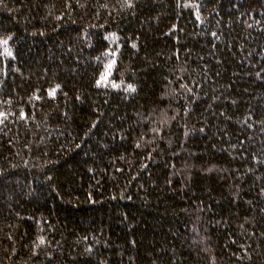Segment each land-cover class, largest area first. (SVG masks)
<instances>
[{
	"label": "trees",
	"instance_id": "16d2710c",
	"mask_svg": "<svg viewBox=\"0 0 264 264\" xmlns=\"http://www.w3.org/2000/svg\"><path fill=\"white\" fill-rule=\"evenodd\" d=\"M131 3L0 0V264H264V0Z\"/></svg>",
	"mask_w": 264,
	"mask_h": 264
},
{
	"label": "snow or ice",
	"instance_id": "6c2138e0",
	"mask_svg": "<svg viewBox=\"0 0 264 264\" xmlns=\"http://www.w3.org/2000/svg\"><path fill=\"white\" fill-rule=\"evenodd\" d=\"M125 5L127 7L133 6L131 3V0H125ZM183 6L184 7H196L198 9V5L184 4ZM197 19H200L199 15H197ZM213 35H215V33H213ZM10 39H11V37H8L7 39L0 40V46H3V54L7 55V56H12V52L8 48V43H9ZM105 39H110V37H105ZM111 39L115 40V39H118V37H115V35L113 34ZM132 47H136V45L133 44ZM116 51H118V49ZM116 51L110 50V51L106 52L105 55L115 57ZM97 59L99 60L100 58L97 57ZM115 65H116V60L114 58L111 59L109 63L104 65L105 70H104V72L101 73L100 78L96 81L97 87H108L109 84L114 89H119L121 87V84H117L114 81L109 80V77L111 76L113 68ZM58 88H59V85H57L56 88L51 89L49 92V95L54 98ZM135 90L136 89L131 84L127 85V87L125 89V91H129V92H134ZM21 118L26 119V116L24 115V113H21ZM6 119H7V114L0 112V123H3V121ZM154 131H156V130L154 129ZM201 131H203V129H201ZM137 147H139V145H137ZM43 244H45V238L43 236H41L38 238V243L36 244V247H39L40 245H43Z\"/></svg>",
	"mask_w": 264,
	"mask_h": 264
}]
</instances>
